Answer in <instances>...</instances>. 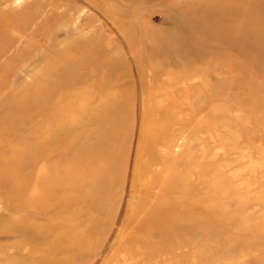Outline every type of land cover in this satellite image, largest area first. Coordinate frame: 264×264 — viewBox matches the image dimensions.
<instances>
[{
  "label": "rangeland",
  "instance_id": "374dc122",
  "mask_svg": "<svg viewBox=\"0 0 264 264\" xmlns=\"http://www.w3.org/2000/svg\"><path fill=\"white\" fill-rule=\"evenodd\" d=\"M0 201V264H264V0H0Z\"/></svg>",
  "mask_w": 264,
  "mask_h": 264
},
{
  "label": "bare ground",
  "instance_id": "6f19581e",
  "mask_svg": "<svg viewBox=\"0 0 264 264\" xmlns=\"http://www.w3.org/2000/svg\"><path fill=\"white\" fill-rule=\"evenodd\" d=\"M5 211V210H4ZM3 212V206H2V202L0 201V218L3 216L4 213Z\"/></svg>",
  "mask_w": 264,
  "mask_h": 264
}]
</instances>
